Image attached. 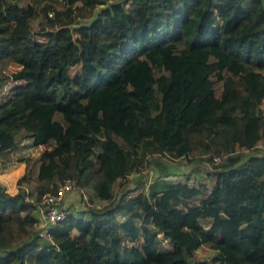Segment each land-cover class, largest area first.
I'll return each instance as SVG.
<instances>
[{"label": "trees", "instance_id": "1", "mask_svg": "<svg viewBox=\"0 0 264 264\" xmlns=\"http://www.w3.org/2000/svg\"><path fill=\"white\" fill-rule=\"evenodd\" d=\"M78 16L91 20L71 27ZM5 58L18 68L0 72L15 82L0 154L19 135L49 148L33 195L26 172L13 194L0 183V264H207L202 245L210 264H264V0H0V70ZM194 150L216 167L210 187L169 179L152 157ZM149 156L158 173L145 186ZM66 179L78 210L38 237L42 195Z\"/></svg>", "mask_w": 264, "mask_h": 264}, {"label": "rangeland", "instance_id": "2", "mask_svg": "<svg viewBox=\"0 0 264 264\" xmlns=\"http://www.w3.org/2000/svg\"><path fill=\"white\" fill-rule=\"evenodd\" d=\"M26 0H19V3H24ZM110 1H115V0H106V2ZM36 8L41 6V3H35ZM56 7L61 8V5L55 4ZM90 16L86 17H77V21L79 23H74L70 25L71 27L77 26V24H83V23H88L91 18ZM40 17L33 18L30 20V25L31 29L33 31L32 36L34 37H41L40 35L36 34V32L39 29V23H40ZM43 38V37H42ZM18 66L14 63H10L8 61V58H5L1 62V70L0 72H3L5 74H8L14 70H16ZM78 72V66H75L74 68L70 69V74L73 75ZM160 73H165V70H157L156 68L153 69V74L154 76H158ZM210 77L213 81V90L216 96H220V91H221V85L222 81L221 79H218L216 77L215 72H212L210 74ZM15 82H13L12 79H6V80H0V100L3 99V95H5L6 91L14 85ZM262 108L264 109V101L262 102ZM59 117L58 115H56ZM55 116V117H56ZM113 137H115L113 135ZM117 143H119L121 146L125 147L121 140L117 137H115ZM32 140L26 137L18 136L17 137V144L14 149L8 152H4L0 154V174H5L7 171H9L7 168L9 165H12L17 167L12 171L13 174H19L26 172L29 176L30 181L27 183L22 184V188L27 192L31 193L32 195L35 193L37 181L34 180V175L36 173L37 169V159L40 155V153L49 148L47 145H40V146H35L31 142ZM248 153V151L244 152ZM154 157L157 161L156 163H164L165 165H169L171 169H174L175 174H172L169 176L170 179H180V178H186L189 179V183L193 185H198L200 183H205L209 186H212V183L214 181V176L211 175L210 171H214L216 169L215 165H213L207 158V155H202L201 151L194 150L190 155L189 159L185 158H168L162 155H154ZM153 158V159H154ZM21 159H25V162H22ZM152 164H151V157L149 156L147 158L146 164L144 166V170L142 173H144V180L145 181H150L152 180L153 176H155V170L152 169ZM23 169V170H22ZM23 171V172H22ZM138 175H133L130 176L131 180H134L135 177H138ZM180 178H179V177ZM129 180V182L131 181ZM120 182H123V180H120ZM127 183L129 187H131L134 182H131V185ZM39 183H46L45 181L41 180ZM17 187V184H16ZM18 188V187H17ZM7 190V188H6ZM91 188L90 186L87 187V192H90ZM114 192L118 193L119 190V185L114 186ZM8 191V190H7ZM9 192V191H8ZM86 192V193H87ZM10 193V192H9ZM13 194V193H11ZM85 197L83 196L82 200V206L85 204V209L83 211H87V209L90 207L88 204L86 205V201H84ZM88 200V197H87ZM81 202L80 200V193L79 191L73 186V188L65 193L63 198L59 201V205L62 208H69L71 210H78L75 205L77 203ZM92 202V200H91ZM108 203L106 200H95L93 201V204L96 205L97 207H100L104 204ZM84 215L88 216L87 213ZM163 245L166 248H170V244L166 240H162ZM216 254V251L210 248L208 245H202L200 246L194 253L195 259L203 260L207 264H210V262L213 260L214 256Z\"/></svg>", "mask_w": 264, "mask_h": 264}, {"label": "built area", "instance_id": "3", "mask_svg": "<svg viewBox=\"0 0 264 264\" xmlns=\"http://www.w3.org/2000/svg\"><path fill=\"white\" fill-rule=\"evenodd\" d=\"M212 159L215 164L220 161L218 156H214ZM73 186L75 187L74 182L66 179L56 188L54 193L47 192L42 195V206L39 208L36 215L37 220L34 222L35 232L38 237L46 238L48 228L65 217L64 208L59 205V201Z\"/></svg>", "mask_w": 264, "mask_h": 264}, {"label": "crops", "instance_id": "4", "mask_svg": "<svg viewBox=\"0 0 264 264\" xmlns=\"http://www.w3.org/2000/svg\"><path fill=\"white\" fill-rule=\"evenodd\" d=\"M30 139V138H29ZM32 142V141H31ZM33 144V143H32ZM37 146H40V145H37ZM159 164H161V163H159ZM168 167H169V170L172 172V173H174L175 174V171H174V169H171V167L169 166V165H167ZM18 167V166H17ZM17 167H15V166H13L12 167V165H9V167L7 168L9 171H7L4 175L3 174H0V183L2 184V185H4L5 186V188H7V190L10 192V193H15L17 190H18V188L16 187V181H17V179H18V177L20 176V175H22L23 173H19V174H13L12 173V171L14 170V169H16ZM152 169H154L155 170V174H157L158 172H157V169L155 168V166H153V168ZM23 170V169H22ZM23 172V171H22ZM138 175V173H134V174H132L131 176H133V175ZM171 176V175H170ZM179 177V176H178ZM135 178H137V177H135ZM134 178V179H135ZM180 178V177H179ZM138 179V178H137ZM153 179V178H152ZM170 179V178H169ZM184 179H186V178H180V179H174V180H184ZM141 181H142V184H144L145 183V186H147L148 185V183L151 181H145V180H143V179H141ZM188 181H189V179H188ZM131 182H134V180H131L130 182H129V184L131 185ZM189 183V182H188ZM134 185V184H133ZM132 185V186H133ZM208 187H210L209 185H207Z\"/></svg>", "mask_w": 264, "mask_h": 264}]
</instances>
